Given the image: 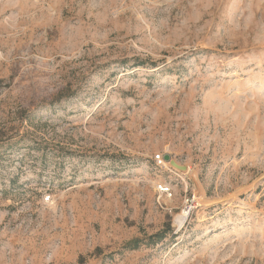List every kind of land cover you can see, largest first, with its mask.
<instances>
[{"label":"rangeland","instance_id":"obj_1","mask_svg":"<svg viewBox=\"0 0 264 264\" xmlns=\"http://www.w3.org/2000/svg\"><path fill=\"white\" fill-rule=\"evenodd\" d=\"M0 264H264V0H0Z\"/></svg>","mask_w":264,"mask_h":264},{"label":"trees","instance_id":"obj_2","mask_svg":"<svg viewBox=\"0 0 264 264\" xmlns=\"http://www.w3.org/2000/svg\"><path fill=\"white\" fill-rule=\"evenodd\" d=\"M167 229H169V232H171L173 229L172 227H168ZM167 231H159L155 234H151L149 235V238L151 240V242L155 243V242H158V241H161L166 235H167ZM141 240L139 237L138 238H135L133 240H130L126 243V246L129 247V248H138L141 244Z\"/></svg>","mask_w":264,"mask_h":264},{"label":"bare ground","instance_id":"obj_3","mask_svg":"<svg viewBox=\"0 0 264 264\" xmlns=\"http://www.w3.org/2000/svg\"><path fill=\"white\" fill-rule=\"evenodd\" d=\"M191 209L192 206L190 204H185L181 211L175 216V224L179 229L185 225V222L190 215Z\"/></svg>","mask_w":264,"mask_h":264},{"label":"built area","instance_id":"obj_4","mask_svg":"<svg viewBox=\"0 0 264 264\" xmlns=\"http://www.w3.org/2000/svg\"><path fill=\"white\" fill-rule=\"evenodd\" d=\"M154 159L158 163H163L164 162V154H156L154 156ZM159 189L161 192L168 193L171 192V187L169 185H166V183H161L159 185ZM51 200V194H48L44 197V201L49 202Z\"/></svg>","mask_w":264,"mask_h":264},{"label":"water","instance_id":"obj_5","mask_svg":"<svg viewBox=\"0 0 264 264\" xmlns=\"http://www.w3.org/2000/svg\"><path fill=\"white\" fill-rule=\"evenodd\" d=\"M164 159L166 161H170L173 165L179 167L180 169H185L186 168V166L180 165L178 162H176L169 153H166L164 155Z\"/></svg>","mask_w":264,"mask_h":264}]
</instances>
